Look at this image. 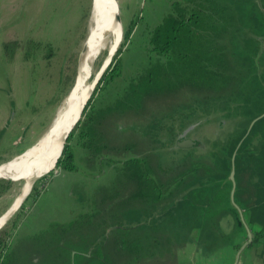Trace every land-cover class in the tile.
I'll use <instances>...</instances> for the list:
<instances>
[{
	"label": "trees",
	"instance_id": "trees-1",
	"mask_svg": "<svg viewBox=\"0 0 264 264\" xmlns=\"http://www.w3.org/2000/svg\"><path fill=\"white\" fill-rule=\"evenodd\" d=\"M169 7L160 23L149 30L154 55L148 56L118 96L99 104L100 95L121 76L119 54L131 43L140 21L132 19L122 47L70 133L57 164L62 170L82 168L91 178L107 171L113 175L91 192L79 184L73 186L80 207L67 222L53 221L39 233L21 236L17 213L0 229V264H72L73 252L75 264L76 257L84 258L83 264H139L145 256L156 257L162 245L172 243L165 242V224L179 221L180 238L192 230L198 239L205 234L214 237L219 220L229 213L239 216L234 207L233 212L221 205L206 211L193 207V198L204 202V195L191 196L190 189H184L186 184L206 181L211 173L212 179L225 177L226 164L217 166L218 174L194 159L163 167L158 154L163 142L158 141V134L166 117L191 103L234 101L248 115L264 111L260 79L252 74L253 62H246L252 57L236 41L249 11L233 0H170ZM261 125L264 118L255 130ZM119 126H131L134 132L127 139L117 137ZM249 177L241 174L243 186L236 198L249 221L263 227L264 193L259 185L264 190V175L254 183L257 193L246 192ZM13 185L0 179V197ZM222 196L226 200L228 194ZM192 217L194 224L188 225Z\"/></svg>",
	"mask_w": 264,
	"mask_h": 264
},
{
	"label": "rangeland",
	"instance_id": "rangeland-1",
	"mask_svg": "<svg viewBox=\"0 0 264 264\" xmlns=\"http://www.w3.org/2000/svg\"><path fill=\"white\" fill-rule=\"evenodd\" d=\"M239 1L233 0V3L238 4ZM245 1L241 0L242 3ZM169 2L119 0L123 31L133 23L132 19L140 21L137 22L131 43L124 45L119 54L123 63L121 76L100 95L99 104L118 96L129 83V78L135 76L146 63L148 56L154 55L148 42L149 30L159 24L169 11ZM248 2L244 4L249 10L246 13H256L254 4L264 9V0H261L263 5L259 0ZM91 6L92 0H0V163L20 154L43 135L57 108L69 93L77 77L80 53L88 36ZM244 34L249 32H240L242 51L249 49L253 42ZM256 44L258 49L261 44L259 41ZM247 51L253 52L254 49ZM105 56L106 53H103L95 62V71ZM254 56L256 58L257 53ZM259 57L255 59L258 74L264 68V53ZM244 126L243 119L234 121L230 125L234 129L223 131V135L237 134ZM208 127L205 125L194 134L207 139ZM117 132V137L128 138L126 132ZM162 135L166 139L170 138L167 126H164ZM174 157L172 152L167 154L166 163ZM111 175L107 171L98 178H91L82 168L69 171L56 167L50 175L44 177V182L39 179L34 183L21 208L11 218L17 213L21 216V236L39 233L53 221L67 222L80 207L72 192L73 186L79 184L91 192L98 185L106 183ZM20 187L21 183L15 182L10 191L0 197V215L14 203ZM188 206L192 210L196 207ZM194 220L192 217L188 225L194 224ZM165 226L168 233L165 242L172 243L162 245L161 249L165 253L170 251L171 254L192 258L195 252L191 253V245L178 244L181 242V233L177 223L171 222ZM145 259L146 256L139 264H145ZM76 261V264H83L85 260L76 257ZM154 263L151 261L150 264Z\"/></svg>",
	"mask_w": 264,
	"mask_h": 264
},
{
	"label": "flooded vegetation",
	"instance_id": "flooded-vegetation-1",
	"mask_svg": "<svg viewBox=\"0 0 264 264\" xmlns=\"http://www.w3.org/2000/svg\"><path fill=\"white\" fill-rule=\"evenodd\" d=\"M248 1L249 0H246L245 3H249ZM239 3H242L241 0ZM245 3L242 4L244 5ZM259 3L262 4L261 0H259ZM254 8L256 13L252 12L247 14V20L243 24L241 30L237 33L236 41L238 47L241 50V31H248L249 34L244 35L248 36V39H253L250 48L247 50L254 49V51L248 52L246 49L243 51H246V53L252 57L246 62H253L252 74L257 78L259 77L260 83L258 85V90L264 98V68H262L263 71L258 74L255 67V59H257V57L260 58L259 56H262L264 53V35H262L264 34V9L261 10L255 4ZM247 11H249L248 8ZM256 19L258 20L257 22H259V25L256 24ZM257 41H259L261 44L258 49V45L256 44ZM254 53H257L256 58ZM184 112L186 114H183ZM189 113L190 115L187 116ZM263 118L264 111L258 113L257 115H248L242 111L241 105L234 101L220 104L206 102L200 105L198 103H191L188 107L183 108L178 114H174L171 117L165 118L163 121L162 130L164 126H167V128H169L170 138H164L162 135V130L159 131L158 134V141L163 142V146L158 152L162 160L163 167L168 168L174 165L178 166L183 162L194 159L195 161L201 163L205 168L211 167L212 169L216 170L218 165L226 164L225 170H228L225 177L217 178L215 174L216 179H212L210 177L213 176V173H211L208 175L209 177H207L206 181L186 184L184 189L189 188L191 196L196 195L197 197L200 192L204 195V202H201L199 198L198 200L193 198V201L190 202L192 206H201L204 211H206L207 207L211 209L212 207L219 205L227 208L229 207L230 211L233 210V207L237 209L232 203L233 201L231 198V194L234 189V200L243 210V206L236 198L237 191L242 189L241 183L243 186V179H240L242 173H248L250 175L248 178L250 185L247 186V193L252 192V190L257 193L259 192V187L260 193H264V190L262 189L263 186L259 185V187H257L254 185V183L257 181L259 182V178H261L260 176L263 178L264 175V125H261L259 130H255L257 122ZM240 119L245 121V126L239 130L237 134L232 135L230 133L229 136H224L223 131L230 132L233 130L234 128L230 127V125L234 121H238ZM205 125H209V138L203 139L196 136L194 134L195 131L204 127ZM142 127L145 128L142 129ZM142 127H140V129L147 132L146 126ZM117 131L120 133L126 132L127 137H129L130 134L134 132V129L131 126H119V128L116 130V133H118ZM185 131L187 132L185 133ZM210 138L212 140H209ZM170 152H172L175 157L173 160H170L168 163H166V155ZM240 156L241 159L239 161L238 158ZM218 172L219 171L217 169L216 173L218 174ZM233 172L235 180L234 182L231 178ZM224 193L228 194L226 200L222 199V195ZM187 207L190 206L187 205ZM226 219H228V217H225V220ZM176 223L178 227L180 222L177 221ZM205 223L208 226L211 224L209 220H206ZM196 237L197 236L195 232L191 230L189 231V234L185 236V240L186 242L192 243L191 240H197ZM198 238L202 239V236L199 235ZM80 254L89 255L88 253L84 252H80Z\"/></svg>",
	"mask_w": 264,
	"mask_h": 264
},
{
	"label": "bare ground",
	"instance_id": "bare-ground-1",
	"mask_svg": "<svg viewBox=\"0 0 264 264\" xmlns=\"http://www.w3.org/2000/svg\"><path fill=\"white\" fill-rule=\"evenodd\" d=\"M92 6L88 36L80 53L78 81L57 108L53 118L56 124L49 130L46 137L40 139L24 155L0 165V176L10 174L22 179L20 192L16 195L14 203L0 215V227L21 208L34 186V178L53 169L56 157L62 150L65 136L76 120L77 116L72 117V114L79 106L86 89L91 90V85L88 84L95 71V62L103 53L113 52L120 42L122 22L113 21L117 36L107 32L103 25L107 20L106 13L110 14L112 10L115 15L118 14L116 3L113 0H103L102 6L99 8L97 0H92Z\"/></svg>",
	"mask_w": 264,
	"mask_h": 264
},
{
	"label": "crops",
	"instance_id": "crops-1",
	"mask_svg": "<svg viewBox=\"0 0 264 264\" xmlns=\"http://www.w3.org/2000/svg\"><path fill=\"white\" fill-rule=\"evenodd\" d=\"M243 212L254 233V239L257 238V235L261 236L258 234L260 231L261 234H264V226L262 227L256 222L251 223L244 209ZM226 216L228 219L225 220ZM226 216L219 220L218 232L215 233L214 237L205 234L202 239H197L199 242L190 239L192 243L186 242L185 238L181 237V242L178 244L184 246L190 244L191 253L195 252L192 258L178 256L177 253L171 254L170 251L165 253L159 249L161 251L156 257H147L144 263L150 264L151 261H155L154 264H234L240 246L247 239V233L241 220H239L240 216H236V219L230 213ZM232 234L234 236L230 237ZM238 264H264V237L253 240L252 244L243 249Z\"/></svg>",
	"mask_w": 264,
	"mask_h": 264
},
{
	"label": "water",
	"instance_id": "water-1",
	"mask_svg": "<svg viewBox=\"0 0 264 264\" xmlns=\"http://www.w3.org/2000/svg\"><path fill=\"white\" fill-rule=\"evenodd\" d=\"M115 3H116V6H117V11H118V14H114L112 12V10L110 11V14L106 13V22L103 23L105 29L107 32H110V33H113V34H116L117 36V32L115 30V26H113V21H120L122 22V19H121V13L119 12L120 11V4L118 2V0H113ZM102 2L103 0H97V5L99 6V8L102 6ZM104 5V3H103ZM93 9V6H91V11ZM111 9H112V6H111ZM111 18V19H109ZM123 25V24H122ZM123 39H124V31L122 29L121 33H120V42L118 43V45H116L115 49L113 52H109V54H106V56L104 57V59L101 61V63L98 65L96 71L94 72V74L92 75V78L90 79L89 81V84L88 85H91V90L89 91L88 89H86L85 91V94L79 104V106L77 107V109L75 110V112H73L72 114V117H75V115L77 116L76 117V120L72 126V128L69 130V132L66 134L65 136V139H64V142H63V145H62V150L60 152V154L56 157V160H55V165L53 167V169L50 170H47L44 174H42L41 176H38V177H35L34 180L35 182L39 179H42L48 175H50L51 172H53L56 167H57V164H58V161H59V158L61 157L62 155V152H63V149H64V146L66 144V141L70 135V133L72 132L73 128L75 127V125L78 123V121L80 120V118L82 117L83 115V112H84V109L86 107V105L88 104L89 100L91 99V97L93 96L94 94V91L97 87V85L99 84V82L101 81V79L103 78L104 74L107 72V70L110 68V66L112 65L113 61H114V58L116 56V54L118 53L119 49L121 48V45H122V42H123ZM86 42V40H85ZM109 58V59H108ZM108 60V61H107ZM77 81H78V74H77V77L75 79V82L73 84V86L71 87V89L77 84ZM70 91V90H69ZM56 123L54 122V120H52L51 124L49 125V127L47 128V130L43 133V135L35 142L33 143L31 146L27 147L23 152H21L20 154L12 157L11 159L7 160V161H4L2 163H0V165L2 164H6L8 162H10L11 160H13L14 158L16 157H19V156H22L24 155L31 147H33L38 141H40V139H42L43 137H46V135L48 134L49 130L54 127ZM187 131H185L186 133ZM190 143V142H189ZM233 182L235 181L234 180V172L232 173V176H231ZM0 179H3V180H8V181H13V182H22V179L21 177L19 178H16L10 174H6V175H2L0 176ZM231 198H232V203L234 204V206L237 208L238 212H239V216H240V220L242 222V224L244 225L245 227V230H246V233H247V239L246 241L240 246L238 252H237V256H236V259H235V262L234 264H238L239 263V259H240V255H241V252L243 251L244 248H246L247 246H249L250 244L253 243V240L255 241L256 239L260 238V237H264V234H262L261 236H258L257 235V238L254 239V233L252 232L250 226L248 225V222L245 218V215H244V212L243 210L238 206V204L236 203V201L234 200V189H233V192L231 194ZM27 198V197H26ZM14 215V214H13ZM12 215V216H13ZM11 216V217H12ZM10 217V218H11ZM8 218V220L10 219ZM7 220V221H8ZM7 221L3 224V226L0 227L3 228L5 226V224L7 223ZM76 255V252H73L72 253V260H73V264H74V257Z\"/></svg>",
	"mask_w": 264,
	"mask_h": 264
}]
</instances>
